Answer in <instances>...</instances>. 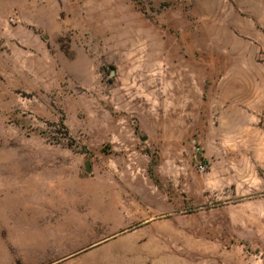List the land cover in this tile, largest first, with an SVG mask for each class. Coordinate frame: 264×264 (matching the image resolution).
<instances>
[{
  "label": "rangeland",
  "instance_id": "obj_1",
  "mask_svg": "<svg viewBox=\"0 0 264 264\" xmlns=\"http://www.w3.org/2000/svg\"><path fill=\"white\" fill-rule=\"evenodd\" d=\"M0 264H264V0H0Z\"/></svg>",
  "mask_w": 264,
  "mask_h": 264
},
{
  "label": "built area",
  "instance_id": "obj_2",
  "mask_svg": "<svg viewBox=\"0 0 264 264\" xmlns=\"http://www.w3.org/2000/svg\"><path fill=\"white\" fill-rule=\"evenodd\" d=\"M200 169L203 171L205 170V165L203 163L200 164Z\"/></svg>",
  "mask_w": 264,
  "mask_h": 264
},
{
  "label": "water",
  "instance_id": "obj_3",
  "mask_svg": "<svg viewBox=\"0 0 264 264\" xmlns=\"http://www.w3.org/2000/svg\"><path fill=\"white\" fill-rule=\"evenodd\" d=\"M143 139H146V137H143ZM86 167H87L88 169H90V164L87 163V164H86Z\"/></svg>",
  "mask_w": 264,
  "mask_h": 264
}]
</instances>
